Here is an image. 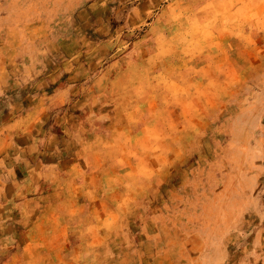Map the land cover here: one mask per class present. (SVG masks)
<instances>
[{
  "label": "rangeland",
  "instance_id": "1",
  "mask_svg": "<svg viewBox=\"0 0 264 264\" xmlns=\"http://www.w3.org/2000/svg\"><path fill=\"white\" fill-rule=\"evenodd\" d=\"M0 264H264V0H0Z\"/></svg>",
  "mask_w": 264,
  "mask_h": 264
}]
</instances>
